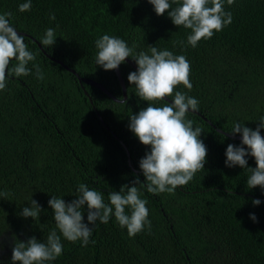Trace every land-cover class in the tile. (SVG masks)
Masks as SVG:
<instances>
[{
    "label": "trees",
    "instance_id": "trees-1",
    "mask_svg": "<svg viewBox=\"0 0 264 264\" xmlns=\"http://www.w3.org/2000/svg\"><path fill=\"white\" fill-rule=\"evenodd\" d=\"M23 2L0 0V14L12 13V25L36 57L29 75L9 76L0 91V193H7L0 195V264H12L17 240L35 236L43 242L56 229L52 196L71 202L83 183L109 203L108 193L132 186L136 177L143 182L137 187L148 201L151 232L145 228L129 237L114 215L107 224L97 220L88 225L93 234L87 246L61 235L62 255L51 264H264V189L247 186V168L225 165L228 144L241 143L240 134H231L233 123L255 130L264 116V0H235L231 6L225 0L232 23L195 48L187 44L190 29L175 26L167 13L156 15L148 0H31V9L20 12ZM48 28L56 32L53 46L41 44ZM104 34L135 46L134 53L150 54L151 45L190 62L193 87L176 90L199 101L186 118L203 130L207 157L204 169L174 194L149 193L139 168L150 148L129 129L130 116L148 106L127 80L136 69L126 61L119 66L123 101L69 70L122 98L115 70L96 64L95 40ZM246 159L256 167L253 157ZM31 198L42 208L36 219L20 215ZM254 199L261 203L253 205ZM83 212L87 224V206Z\"/></svg>",
    "mask_w": 264,
    "mask_h": 264
},
{
    "label": "clouds",
    "instance_id": "clouds-1",
    "mask_svg": "<svg viewBox=\"0 0 264 264\" xmlns=\"http://www.w3.org/2000/svg\"><path fill=\"white\" fill-rule=\"evenodd\" d=\"M156 15L167 13L172 23L179 27L190 29L187 44L195 48L202 39H211L216 32L222 31L233 21L230 11H225V0H148ZM235 0H227L231 6ZM175 5V6H173ZM31 0H25L18 6L20 12L31 9ZM11 12L0 14V91L7 87L9 76H27L31 73L29 62L35 60V55L24 42V35H19L12 25ZM55 20V15L50 16ZM56 32L48 28L41 39L44 46H53L56 42ZM97 49L96 64L105 71L116 70L131 57L138 65L136 71L130 72L127 80L135 85L137 96L147 102V107L129 118V129L138 140L150 151L139 161L146 187L149 193L174 194L178 186L187 185L194 175L204 169L207 157V147L200 139L203 130L193 127V121L187 119V113L198 110L199 101L184 92L177 91L178 85H183L189 91L193 85L190 80L191 65L184 55H174L167 49L159 50L155 46L149 48V53L141 51L134 53L125 40L116 36L102 35L95 40ZM15 60L16 63L12 64ZM11 65V67H10ZM36 78L44 79L40 66L34 64ZM172 97L171 103L154 106V102ZM264 116L260 117L255 130L239 122L233 123L231 134H240L239 146L228 144L225 151L226 167L239 166L247 168L251 175L247 186L252 189L259 186L264 189ZM246 146V147H245ZM255 159L256 167H248L246 157ZM139 177L132 181V186L122 185L120 190L108 193L109 203L104 202L101 192L90 189L86 184H79L78 195L71 202L52 196L48 201L53 212L56 229L47 236L46 241H38L35 236L26 242L17 240L12 248V264H51L63 252L61 235L70 242L82 241L87 246L93 234L97 220L107 224L114 215L122 228H126L129 237L148 229L151 232V221L148 219V201L141 198L137 185L142 184ZM7 195V193H0ZM253 205L261 201L254 199ZM30 207H24L20 215L24 218L36 219L42 208L31 198ZM87 206V221L84 223V208ZM127 210V211H126ZM250 219L257 222L255 214ZM94 243V241H92ZM2 247V245H0Z\"/></svg>",
    "mask_w": 264,
    "mask_h": 264
},
{
    "label": "water",
    "instance_id": "water-1",
    "mask_svg": "<svg viewBox=\"0 0 264 264\" xmlns=\"http://www.w3.org/2000/svg\"><path fill=\"white\" fill-rule=\"evenodd\" d=\"M18 32V31H17ZM18 34H21V32H18ZM39 46H40V44H38ZM41 47V46H40ZM58 61V60H57ZM59 63H61L62 64V62H60V61H58ZM126 62L128 63V64H130L134 69H136L137 70V68H138V66L135 64V62H133L130 58H126ZM67 67V66H66ZM68 68V67H67ZM69 70L71 71V72H73V73H75L76 74V76L78 77V79H79V81H84V82H86V83H89V84H91V85H94V86H96V87H98V88H100L102 91H104L107 95H109L110 97H112V99H114L115 101H123L125 98H126V87H125V82H124V79H123V77H122V75H121V72H120V70H119V68L118 69H116L115 70V73H116V76H117V79H118V81H119V84H120V86H121V89H122V98H117V97H115L114 95H112L103 85H101L100 83H98V82H96L95 80H92V79H89V78H86V77H81V76H79L76 72H75V70L74 69H70L69 68ZM165 99H167L168 101H170V102H172V100H170L169 98H165ZM236 138H238V139H242V137L241 136H237Z\"/></svg>",
    "mask_w": 264,
    "mask_h": 264
}]
</instances>
